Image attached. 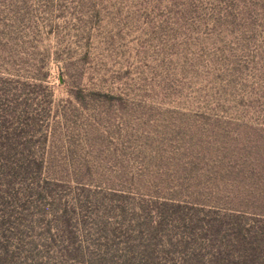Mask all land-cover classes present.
I'll use <instances>...</instances> for the list:
<instances>
[{
	"label": "rangeland",
	"instance_id": "1",
	"mask_svg": "<svg viewBox=\"0 0 264 264\" xmlns=\"http://www.w3.org/2000/svg\"><path fill=\"white\" fill-rule=\"evenodd\" d=\"M0 264H264V0H0Z\"/></svg>",
	"mask_w": 264,
	"mask_h": 264
}]
</instances>
